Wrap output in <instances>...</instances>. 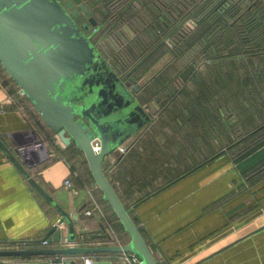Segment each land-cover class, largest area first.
I'll list each match as a JSON object with an SVG mask.
<instances>
[{
    "label": "crops",
    "instance_id": "0c3cea01",
    "mask_svg": "<svg viewBox=\"0 0 264 264\" xmlns=\"http://www.w3.org/2000/svg\"><path fill=\"white\" fill-rule=\"evenodd\" d=\"M169 59L163 57L136 83H146ZM231 87L236 91V83ZM203 90L189 78L169 82L167 92H181L162 110L136 95L151 121L121 145L123 153L105 157L102 168L157 264H264V143L241 156L234 148L248 143L230 149L237 134L244 136L264 119V107L255 99L248 117L242 99L234 100L236 93L207 99ZM0 140L68 216L77 215L73 245L129 241L82 152L60 142L1 64ZM21 145L36 157L34 163L22 157ZM38 147L43 149L37 152ZM67 179L70 185L64 184ZM59 218L0 148V250L60 247L41 241ZM57 230L64 241L66 223ZM102 233L110 238L97 236ZM90 256L124 264L121 254ZM51 257H0V264H44Z\"/></svg>",
    "mask_w": 264,
    "mask_h": 264
},
{
    "label": "water",
    "instance_id": "95a60500",
    "mask_svg": "<svg viewBox=\"0 0 264 264\" xmlns=\"http://www.w3.org/2000/svg\"><path fill=\"white\" fill-rule=\"evenodd\" d=\"M78 15L71 0H0V64L60 142L64 146L74 144L82 152L103 200L113 209L129 241L123 245L99 247L73 245L76 235L72 220H76L77 215L68 216L0 140V148L31 188L60 215L41 241L61 245L54 249H3L0 257L68 256V264H75L83 255L129 253L136 255L141 264H157L102 168L104 158L114 154L147 124L150 114L136 98L140 85L114 72L91 43L90 34H85L89 26L84 24L83 32L74 21ZM93 139L99 141L98 152L92 148ZM63 222L68 229L65 241H61L57 230ZM100 231L104 232L102 224ZM97 236L110 238L108 233ZM95 264L106 263L96 260Z\"/></svg>",
    "mask_w": 264,
    "mask_h": 264
},
{
    "label": "trees",
    "instance_id": "16d2710c",
    "mask_svg": "<svg viewBox=\"0 0 264 264\" xmlns=\"http://www.w3.org/2000/svg\"><path fill=\"white\" fill-rule=\"evenodd\" d=\"M122 24L133 37L122 32ZM92 41L126 81L136 82L170 56L136 94L144 103L157 102L160 110L181 92H167V84L185 78L203 88L207 99L236 93L248 117L255 99L264 107V0H115ZM251 128L230 143V149L248 143L234 148L238 156L264 143V119Z\"/></svg>",
    "mask_w": 264,
    "mask_h": 264
},
{
    "label": "flooded vegetation",
    "instance_id": "af4514ba",
    "mask_svg": "<svg viewBox=\"0 0 264 264\" xmlns=\"http://www.w3.org/2000/svg\"><path fill=\"white\" fill-rule=\"evenodd\" d=\"M61 2L65 0H60ZM115 0H79L78 3H75L74 0H71L73 3V9H76L79 13L78 17L74 19L76 24H78L79 28L84 32V29L82 26L84 24L89 26V31L85 32V34H90V41L91 43L98 49L99 45H96L93 43L92 39L95 36H98L102 32V29L104 28V17L107 13L112 11L111 4ZM80 6H83L85 9H87V12L84 13ZM150 7V5H148ZM70 14L71 11H68ZM93 19V20H91ZM94 21V24H92ZM97 27H100L99 29H96ZM120 29L122 32H126L129 37H133L134 33L129 29V27L126 24H122L120 26ZM94 31V32H92ZM101 52V51H100Z\"/></svg>",
    "mask_w": 264,
    "mask_h": 264
},
{
    "label": "built area",
    "instance_id": "2783aa9c",
    "mask_svg": "<svg viewBox=\"0 0 264 264\" xmlns=\"http://www.w3.org/2000/svg\"><path fill=\"white\" fill-rule=\"evenodd\" d=\"M91 145H92L93 150L95 152H98L100 148L99 141L97 139H93L91 141ZM118 150L120 153H123L125 151V147L120 146L118 147ZM18 151L21 152V154L23 155L22 157H24V159L26 158L29 162H33V163L35 162L36 157H34L32 154L30 155L27 154L28 146L21 145L20 147H18ZM24 155H26V157ZM64 184L70 185V181L67 179L64 181ZM85 213L87 215L91 214L89 210H86ZM58 226H61V225H58ZM43 244H46V242H43ZM121 255H122V262L124 264H141L139 258L136 255L129 254V253H123ZM69 259L70 257L68 256H52L50 259L45 261L44 264H68ZM11 264H16V263H11ZM18 264H21V263H18ZM75 264H95V260L90 255H83V256L78 257L75 260Z\"/></svg>",
    "mask_w": 264,
    "mask_h": 264
},
{
    "label": "rangeland",
    "instance_id": "374dc122",
    "mask_svg": "<svg viewBox=\"0 0 264 264\" xmlns=\"http://www.w3.org/2000/svg\"><path fill=\"white\" fill-rule=\"evenodd\" d=\"M183 75H184V76H187L188 74H187V73H184ZM34 145H35V144H34ZM41 149H43V147H40V148L38 147V148H37V152H38L39 150H41Z\"/></svg>",
    "mask_w": 264,
    "mask_h": 264
}]
</instances>
